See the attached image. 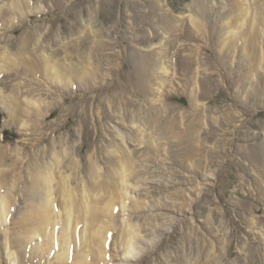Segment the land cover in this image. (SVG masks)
I'll list each match as a JSON object with an SVG mask.
<instances>
[{"label":"rangeland","instance_id":"374dc122","mask_svg":"<svg viewBox=\"0 0 264 264\" xmlns=\"http://www.w3.org/2000/svg\"><path fill=\"white\" fill-rule=\"evenodd\" d=\"M4 54L0 264H264V0H0Z\"/></svg>","mask_w":264,"mask_h":264},{"label":"bare ground","instance_id":"6f19581e","mask_svg":"<svg viewBox=\"0 0 264 264\" xmlns=\"http://www.w3.org/2000/svg\"><path fill=\"white\" fill-rule=\"evenodd\" d=\"M27 46V42L25 44ZM25 45L23 47H25ZM26 49V48H25ZM28 49V48H27ZM25 50L24 48H22L21 51H19L17 53V57L22 59V63L28 67V57L25 56ZM23 55V56H22ZM38 56L35 59H31L30 63H35V67L43 72H45L47 75H51L53 76V78H58V79H63V77L65 76L66 78H68V76H74L75 74H83V75H87L89 72V68L87 67V62L86 60H80L77 63L73 64L72 66H67L68 73H65L64 71H61V69L59 68V65L61 66V63L56 61V63H51L50 60L46 57H40L39 54H37ZM1 61L4 62V64L6 63H11V58L8 60H5V54L4 55H0ZM34 58V57H33ZM0 61V63H1ZM58 64V66L56 65ZM20 65V64H19ZM48 69H50V71H48ZM71 70V71H70ZM78 76V75H77ZM121 174V172H119ZM34 182L35 185L40 187V194L41 198L39 202H41V207L43 209L40 210V208L36 205H34V207L32 208L33 212H36V214H38V212H40V226H45L47 227L50 223H52V210H53V203L50 200V197L52 195V181L53 179L50 178L49 174L47 171H45V169H40V170H36V172L34 173ZM59 185H57V187H55V191L58 189ZM58 191V190H57ZM57 193V192H56ZM70 191H64L63 192V196H60L59 192H58V196L60 197V199H62V202L65 203V208H66V220L65 221V226L67 228H70V224L72 223V221H74L73 219V213H72V209L76 210L78 209L79 212H76V216L75 218H80L81 217V213H80V209H83L82 211H84V216L87 221L86 227L89 226L92 228H94L95 224H99L101 217L98 216L96 214V208H97V204L94 201L93 203L89 202L88 199L85 201V206L83 204V202H75L74 204V200L71 197ZM38 196V195H37ZM57 196V195H56ZM36 207V208H35ZM111 208V204L110 202H107L106 204V209H110ZM57 209V208H56ZM87 212V214H85ZM79 220V219H78ZM79 222V221H78ZM55 225V224H54ZM101 225V224H99ZM104 227V225H102ZM34 227V226H33ZM37 227V226H36ZM43 228V227H42ZM97 228V227H96ZM100 230H98V233H103V230L101 228V226L98 227ZM67 231H65L66 233ZM69 238V236H68ZM65 240V239H64ZM67 245H65L66 247ZM70 246V244H69ZM85 254H82L81 256H79V260L77 261V263H73V264H85L84 259L86 261V258H84Z\"/></svg>","mask_w":264,"mask_h":264}]
</instances>
